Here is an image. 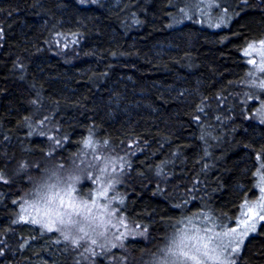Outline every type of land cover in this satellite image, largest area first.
<instances>
[{"label": "trees", "instance_id": "trees-1", "mask_svg": "<svg viewBox=\"0 0 264 264\" xmlns=\"http://www.w3.org/2000/svg\"><path fill=\"white\" fill-rule=\"evenodd\" d=\"M177 1L0 0V264H107L19 220L22 201L80 151L82 134L119 140L110 154L128 156L118 194L141 237L121 250L143 264L203 204L229 216L255 194L264 125H253L247 78L237 80L241 46L264 32V1L241 0V16L224 23L217 0H186L214 15L169 26ZM65 27L74 30L51 34ZM205 103L238 111L214 114L206 132L194 118ZM237 264H264V225Z\"/></svg>", "mask_w": 264, "mask_h": 264}, {"label": "rangeland", "instance_id": "rangeland-1", "mask_svg": "<svg viewBox=\"0 0 264 264\" xmlns=\"http://www.w3.org/2000/svg\"><path fill=\"white\" fill-rule=\"evenodd\" d=\"M112 1L106 0L105 3ZM217 1L221 8L217 9L216 17L220 21L226 23L231 18L236 20L241 16V7L238 5L241 4V0ZM185 2L186 0L176 2L177 5L173 8L175 11L169 17V26H175L184 18L187 22L193 23L196 22V16L210 13L202 10L199 14L198 10L192 9L188 4L185 5ZM186 7L189 11L185 9ZM211 11L210 15H214L213 8ZM211 18L203 20L202 23L212 27ZM73 30L59 28L51 34ZM262 41L264 32L241 46L243 72L237 80L241 81L246 77L244 86H248L249 91L255 94L251 111L255 120L253 122L255 124H252L256 126L264 125V72L260 70L264 67V55H261L264 53ZM234 110L238 111V106L224 103L215 107L214 104L205 103L194 117L195 125L201 123L202 130L208 132L206 127L215 125L214 114H227ZM241 132L247 134L248 127L244 126ZM88 134L77 137V141L82 144L80 151L62 161L57 169L48 171L38 183L37 189L22 201L19 220L42 231L57 233L59 241L72 243L75 249H80V253L86 255L88 261L103 259L107 264H143L144 255H130L127 251L121 250L122 243L130 238L141 237V233L136 232L127 223L124 201L118 194L121 177L128 167V156H121L122 153L116 156L110 154L109 146H117L119 140L102 133H97L96 138ZM60 135L67 137L69 132L63 129ZM106 141L108 143H105ZM64 145L69 152L76 151L70 140L64 141ZM262 165L264 160L259 156L253 170L255 180L251 186V191L255 194L245 195L234 215L223 216L210 205L203 204L198 213L185 216L175 226L164 247L159 251L160 254L148 257L146 264H196V261L188 258L191 256H196L200 264H237L246 242L256 236L264 225V220L260 219L264 216V207H261L264 205ZM61 219L65 221L64 224L60 223ZM32 220L39 223H32ZM69 220L73 223L69 224ZM242 220H247V223H241ZM45 224L52 230L44 227ZM231 228H236L237 231L229 233L228 236L223 235ZM65 236L69 239L65 240ZM204 244L208 245L207 249L203 247ZM205 251L208 253L207 256L204 255ZM184 253H187V256Z\"/></svg>", "mask_w": 264, "mask_h": 264}, {"label": "snow or ice", "instance_id": "snow-or-ice-1", "mask_svg": "<svg viewBox=\"0 0 264 264\" xmlns=\"http://www.w3.org/2000/svg\"><path fill=\"white\" fill-rule=\"evenodd\" d=\"M261 43L264 44V41H262ZM250 47H251V46H250ZM247 54H249V53H246V55H247ZM261 55H264V53H261ZM249 63H255V61H249ZM260 70H261L262 72H264V67H261ZM262 167H264V165H262ZM56 195L59 196V193H57ZM261 207H264V205H262ZM260 219L264 220V216H261ZM31 222H32V223H39V221H37V220H32ZM60 223H61V224H64L65 221H64L63 219H61V220H60ZM68 223L71 224V223H73V222L69 220ZM241 223L246 224V223H247V220H242ZM44 227L48 228L49 231L52 230L51 227H50L48 224H45ZM252 227H253V229H254L255 225L253 224ZM81 231H83V229H81ZM236 231H237L236 228H231V229H229L227 232H224L223 235L228 236L229 233H235ZM64 238H65V240L69 239L68 236H65ZM73 242H74V243H78V241H73ZM92 243H95V241H92ZM203 247H204L205 249H207L208 245H207V244H204ZM184 255L187 256V253H184ZM204 255L207 256L208 253L205 251V252H204ZM188 258H189V259H192V260H194V261H196V264H200V261L198 260V258H197L196 256H191V257H188Z\"/></svg>", "mask_w": 264, "mask_h": 264}]
</instances>
